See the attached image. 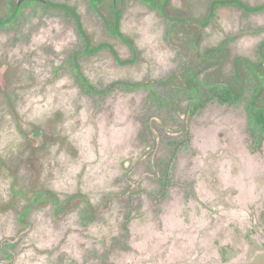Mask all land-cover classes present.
<instances>
[{
  "label": "rangeland",
  "instance_id": "rangeland-1",
  "mask_svg": "<svg viewBox=\"0 0 264 264\" xmlns=\"http://www.w3.org/2000/svg\"><path fill=\"white\" fill-rule=\"evenodd\" d=\"M49 1L0 25V259L2 241L25 230L14 264H264V134L248 112L264 77L242 76L231 104L192 84L208 52L212 66L223 60L208 77L216 83L235 86L238 58L264 64V9L218 5L209 18L217 0H169L162 13L118 0L138 51L122 65L113 51L133 53L90 0ZM53 4L75 8L91 42L112 47L79 58L97 90L147 86L86 92L73 58L85 42ZM112 4L101 6L107 18Z\"/></svg>",
  "mask_w": 264,
  "mask_h": 264
},
{
  "label": "trees",
  "instance_id": "trees-1",
  "mask_svg": "<svg viewBox=\"0 0 264 264\" xmlns=\"http://www.w3.org/2000/svg\"><path fill=\"white\" fill-rule=\"evenodd\" d=\"M142 1L153 9H159L162 13V11H164L163 9H164L165 5L168 3L169 0H142ZM90 3L94 7V9L98 12V14L101 16V18L104 21V23L106 24L109 32L113 36H116L122 42H124L125 44H127L130 47V49L133 53V58L130 61H122L116 55V53L113 51L112 47L107 43L95 46L91 42L90 37L84 28L81 16L78 13V11L75 8H73L67 4H53L56 9L65 12L67 15H69L75 21V23L77 25L78 33L83 38V40L85 42L84 49L77 51L73 57L74 63H75L74 64L75 69H76V72L78 75L77 78H78L79 84L82 86V88L86 92H89V93L94 94V95L105 94V93L111 92V91L118 89V88L119 89H123V88H125V89H140L143 86L146 87L147 86L146 84H148V83L119 81V82L113 83L110 87H108L106 89V91L97 90L90 83V80L84 75V73L82 72L80 65H79V58L81 56L94 55L103 49H110L111 51H113L114 56H115V58L119 64L131 65L135 62V58L138 54L136 45L133 42V40H131L129 37H127L121 31L122 11L116 7L114 1L112 4L113 14H112L111 18L105 17L104 13L101 10V6L104 5L105 0H90ZM231 4L238 6L240 9H242L243 11L248 12V13L259 12L260 10L264 9V6L251 7L241 0H217V1L212 2L210 5L211 10H210L209 18H211V16L213 15L216 6H218V5H231ZM207 21H208V18L203 23L200 21H199V23H202L203 25H205ZM0 23L3 24L4 21L0 20ZM263 49H264V43H262L260 45V50H263ZM205 56L209 60L212 56V52H208ZM235 68H236L237 72H239L241 74L240 75L241 78H242V76H246V75L249 76L250 74L253 75V74H256L258 72H261V74H262L264 72L262 64L256 65V64L252 63L251 61H249L247 59H243V58L236 60ZM163 83L164 82H159L158 84H163ZM192 84H195V83L192 81ZM231 88H233V87L231 86ZM219 89L221 90V93L218 95V100L222 104L238 103L243 99V94H244L243 85L239 86L238 84H236L235 88H233V90H229V89H225V88L224 89L219 88ZM248 112H249L250 124L252 126H254V128L256 126L258 131L261 134H264V87H263V84L260 86V90L257 91L254 94V96L252 97V99L250 100ZM163 185H165V183ZM56 201H57V204H59L58 200H56Z\"/></svg>",
  "mask_w": 264,
  "mask_h": 264
},
{
  "label": "flooded vegetation",
  "instance_id": "flooded-vegetation-1",
  "mask_svg": "<svg viewBox=\"0 0 264 264\" xmlns=\"http://www.w3.org/2000/svg\"><path fill=\"white\" fill-rule=\"evenodd\" d=\"M116 7L118 5V0H113ZM34 3H38V4H45V5H48L50 3L49 0H7L6 1V4H7V7L9 9V14L8 16L6 17H0V20H3L4 23H0V25L2 26H8L11 24V22L13 21V19H15L16 16H18L21 11H23L28 5L30 4H34ZM118 8V7H117ZM204 60L203 62L205 63V67L203 70L200 71L199 74L195 75L194 78H193V82H195V79L197 78L198 79V82L199 85H202V86H214L216 88H225V89H229V90H233V88H235L234 85H230L229 83H221V82H213V81H209L208 80V77H210L212 75V73L214 72H209L207 73L205 76H204V82H201L200 81V78H201V74L206 71L207 69L211 68L212 65L209 63L212 59L208 60L206 58V56L203 57ZM215 58V57H214ZM222 58L219 57L218 60H220ZM238 59H242V58H238ZM244 59V58H243ZM237 60V59H236ZM236 62V61H235ZM262 67H263V70H264V64L262 62ZM241 74L239 72H237L236 68L234 67V77H236V84H238L239 86H242L243 83H242V78L240 76ZM262 76L264 77V72L262 73ZM219 84H222V85H219ZM231 86L233 88H231ZM79 196V195H78ZM43 200V193L41 192L39 195H37L33 201L31 203H29L26 208L24 209V212H31L35 207L37 206L36 203H40L41 201ZM59 202V199L57 197L54 196V201H55V204H57V201ZM2 209H4L3 207H1ZM1 210V209H0ZM28 212V213H29ZM19 223L23 226V228H28L30 227V224L28 222H25L23 219H22V216L20 215L19 216V219H18ZM25 232V230H22L16 239H5L4 241H2V244H1V249L2 251L5 253V257L0 259V262L1 261H11L13 258H15V261L14 263L16 262V256L14 255V249L13 246L16 244V242L19 240V235H23ZM12 263V264H14Z\"/></svg>",
  "mask_w": 264,
  "mask_h": 264
},
{
  "label": "water",
  "instance_id": "water-1",
  "mask_svg": "<svg viewBox=\"0 0 264 264\" xmlns=\"http://www.w3.org/2000/svg\"><path fill=\"white\" fill-rule=\"evenodd\" d=\"M175 1V0H174ZM176 3H178L177 1H175ZM223 60L219 61L216 65L212 66L211 68L207 69L206 71H204L202 74H201V78H200V81L201 82H204V76L209 73V72H212L213 70H215L216 68H218L221 64H222ZM195 82L197 83L198 82V79L196 78L195 79ZM219 85H222V84H219ZM263 87H264V84H263ZM15 261V258H13L11 261H1L0 264H12L14 263Z\"/></svg>",
  "mask_w": 264,
  "mask_h": 264
}]
</instances>
